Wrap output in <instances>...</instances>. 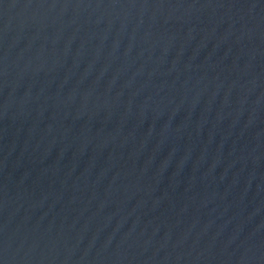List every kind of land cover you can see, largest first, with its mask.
<instances>
[{
  "label": "water",
  "instance_id": "water-1",
  "mask_svg": "<svg viewBox=\"0 0 264 264\" xmlns=\"http://www.w3.org/2000/svg\"><path fill=\"white\" fill-rule=\"evenodd\" d=\"M0 264H264V0H0Z\"/></svg>",
  "mask_w": 264,
  "mask_h": 264
}]
</instances>
